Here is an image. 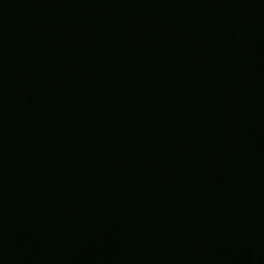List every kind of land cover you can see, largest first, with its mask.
<instances>
[{"label": "water", "instance_id": "1", "mask_svg": "<svg viewBox=\"0 0 264 264\" xmlns=\"http://www.w3.org/2000/svg\"><path fill=\"white\" fill-rule=\"evenodd\" d=\"M0 264H264V0H0Z\"/></svg>", "mask_w": 264, "mask_h": 264}]
</instances>
